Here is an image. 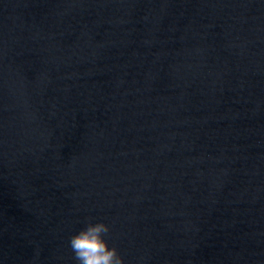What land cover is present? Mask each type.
<instances>
[{"label":"water","instance_id":"95a60500","mask_svg":"<svg viewBox=\"0 0 264 264\" xmlns=\"http://www.w3.org/2000/svg\"><path fill=\"white\" fill-rule=\"evenodd\" d=\"M264 264V0H0V264Z\"/></svg>","mask_w":264,"mask_h":264},{"label":"clouds","instance_id":"9594fccd","mask_svg":"<svg viewBox=\"0 0 264 264\" xmlns=\"http://www.w3.org/2000/svg\"><path fill=\"white\" fill-rule=\"evenodd\" d=\"M110 229L102 222L87 223L70 238L69 246L76 264H124L115 246L109 247L105 237Z\"/></svg>","mask_w":264,"mask_h":264}]
</instances>
